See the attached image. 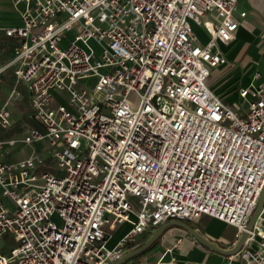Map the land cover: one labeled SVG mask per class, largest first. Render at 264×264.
I'll return each mask as SVG.
<instances>
[{
    "label": "built area",
    "instance_id": "1",
    "mask_svg": "<svg viewBox=\"0 0 264 264\" xmlns=\"http://www.w3.org/2000/svg\"><path fill=\"white\" fill-rule=\"evenodd\" d=\"M14 3L0 127L23 83L29 132L0 139V154L47 148L0 160V264H112L142 234L204 215L234 226L235 244L246 233L225 264H264V208L247 228L264 188V60L237 102L208 85L222 47L251 33L238 0Z\"/></svg>",
    "mask_w": 264,
    "mask_h": 264
},
{
    "label": "crops",
    "instance_id": "2",
    "mask_svg": "<svg viewBox=\"0 0 264 264\" xmlns=\"http://www.w3.org/2000/svg\"><path fill=\"white\" fill-rule=\"evenodd\" d=\"M249 2V4H248ZM239 8L247 12L246 24L251 29V33L246 32L243 29H239L236 33L235 38L227 45L222 47L223 53L226 57L227 63L218 67L212 72V75H217V79L228 80L222 86H216L212 80V75L210 76L208 85L219 94L225 101H228L227 96L233 95V98H237L238 89L242 86L247 85L256 69V62L264 60V54L262 53V43L258 34L264 32V20L260 18V14L264 13V3L262 0H238ZM250 3L254 5L250 7ZM21 25L20 14L18 6L15 5L14 0H0V66L5 64L12 56L15 46L18 44V40L13 37H7L4 33V29L17 27ZM196 33L201 38H206V34L202 29H195ZM243 34L247 40L246 45L248 48V53L245 54L247 58L245 60L242 58L241 54L237 55L239 45L232 53L230 49L236 44L239 35ZM236 59V60H235ZM244 61V62H243ZM262 73H264V69ZM241 77L244 80L242 84H234L233 81L237 77ZM235 79V80H234ZM16 81L13 75V70L7 69L1 76L0 86H4L5 96L2 99L0 105L2 104L5 97L8 95L10 90L14 87ZM17 89L21 92V99L14 102L13 105L23 106L28 103L26 88L23 83L17 84ZM1 90V89H0ZM18 108V107H17ZM19 110V109H18ZM11 111V110H10ZM13 113L11 112V115ZM25 124V122H23ZM13 137V136H10ZM7 137V138H10ZM5 139V138H4ZM10 155H7L10 158ZM190 222V221H183ZM195 223H202L206 232H202V227L196 228V231L209 243L222 249H231L234 245V237L228 238L224 236L225 231L231 225L221 222L209 216H201L200 218L193 221ZM176 239H180L178 246L176 247ZM161 243V244H160ZM160 248L158 250L159 255L153 257V253H145L141 256L139 260H130L129 263L132 264H155L161 257H163L162 263L169 264L171 258L174 256L178 259L180 264H225L226 255L214 251L207 246L199 243L190 233L184 230H180L177 226L169 229L167 235L162 236L159 239ZM157 244V245H158ZM226 245V246H225ZM174 247L172 253H167L163 256V252L166 248Z\"/></svg>",
    "mask_w": 264,
    "mask_h": 264
},
{
    "label": "rangeland",
    "instance_id": "3",
    "mask_svg": "<svg viewBox=\"0 0 264 264\" xmlns=\"http://www.w3.org/2000/svg\"><path fill=\"white\" fill-rule=\"evenodd\" d=\"M248 4H249V2H248ZM249 6L254 8V5H252V3H250ZM260 18L262 20H264V13H261L260 14ZM196 29H200V28H196ZM246 40H247V38L241 33L239 35V38H238L236 44L230 49V52L232 53L239 45H241L240 48H239V51H238L237 55L241 54V56H243L242 58L244 60H245V58H247V56L245 54H247L248 51H249L248 50L249 47L245 43ZM234 77H237V75H235ZM216 78H217V75H212V80L214 81L213 83L216 84V86H222V85H224L228 81V80H225V79H222L221 80L220 78L217 79V80H215ZM243 80L244 79L239 76V77H237V79L235 81H233V83L239 85V84H242V81ZM0 89H1L0 90V103H1L2 99L5 96L4 86L3 85L0 86ZM233 97H234L233 95H231L230 97L227 96L226 99L228 101H231V102H237L238 101L237 98H233ZM9 109L13 113L12 114V118H11V122H10V125H8L5 128L0 127V139H4V138L6 139L7 137H10V136H13V137L18 138V139L23 138L29 132V128H26L24 126V124H23V122L27 121L26 119H27V115L29 113V106L27 104H25L23 106H16L15 107V105L12 104L9 107ZM45 146H46L45 142H41L40 144H34L33 146L19 144V145H17V147L15 149H12L10 151V153H9V154H11L10 155V158H8L7 154L4 153V154H0V160L1 161H4V162H14V161L22 158L23 156L29 154L31 152L32 147L36 148L37 150H40L42 147H43V149L47 148ZM186 224L188 226H190V228H192L194 230H196V228H198V227H202L203 229H202V232L201 233L206 232L205 228L202 226V223H198L197 224V223H195L193 221H190V222H186ZM172 227H175V226L168 227L163 232L162 236L167 235L168 232H169V229L172 228ZM178 228L180 230H184V228H182V227L181 228L178 227ZM123 232H124V230H121L116 235H114L113 240L111 242L112 243L115 242L123 234ZM235 232H236V228L234 226H229L227 228V230L225 231L224 236H226V237H228V238L231 239V238L234 237ZM151 234H152L151 231L148 232L146 234V236H144L142 234L139 237V239L137 240L138 243L141 244L142 242H144L145 240H147ZM160 238H158L155 242H153L151 244V246L146 251L141 252L139 254H136V255L132 256L131 258H129L126 261H124L122 264L128 263L130 260H139V259H141V256L143 254H145V253H150L151 252V253L154 254L153 257H157L159 255L158 250L160 248V245L158 243H159V239ZM12 243L11 242H7V241H2L1 242L2 251L9 250V248L11 246H13ZM126 248H127V252H128V251L134 249L135 247L126 246Z\"/></svg>",
    "mask_w": 264,
    "mask_h": 264
},
{
    "label": "water",
    "instance_id": "4",
    "mask_svg": "<svg viewBox=\"0 0 264 264\" xmlns=\"http://www.w3.org/2000/svg\"><path fill=\"white\" fill-rule=\"evenodd\" d=\"M262 208H264V188H262L260 195H259V199L256 205V208L253 212V215L248 223L247 228L250 229L254 223V221L256 220L258 214L260 213V211L262 210ZM170 226H177V227H182L184 228L185 231H187L188 233H190L199 243L207 246L208 248L217 251L221 254H224L226 256L229 255H233L236 252H238L240 250V248L242 247L244 240L246 238V233H243L240 238L238 239L237 243L228 250H222L216 246H214L213 244L209 243L208 241H206L196 230L190 228V226H188L185 222L183 221H179V220H170L167 221L163 224H161L158 228H156L152 234L149 236V238L147 240H145L141 245L135 247L134 249L128 251L127 253H125L121 258L117 259L114 263L112 264H122L124 261H126L127 259L131 258L132 256L139 254L141 252H144L145 250H147L151 244L153 242H155L158 238H160L163 234V232Z\"/></svg>",
    "mask_w": 264,
    "mask_h": 264
},
{
    "label": "flooded vegetation",
    "instance_id": "5",
    "mask_svg": "<svg viewBox=\"0 0 264 264\" xmlns=\"http://www.w3.org/2000/svg\"><path fill=\"white\" fill-rule=\"evenodd\" d=\"M142 243H143V242H142ZM142 243H141V244H142ZM141 244H139V245H141ZM139 245H138V246H139Z\"/></svg>",
    "mask_w": 264,
    "mask_h": 264
},
{
    "label": "trees",
    "instance_id": "6",
    "mask_svg": "<svg viewBox=\"0 0 264 264\" xmlns=\"http://www.w3.org/2000/svg\"><path fill=\"white\" fill-rule=\"evenodd\" d=\"M146 251V250H145Z\"/></svg>",
    "mask_w": 264,
    "mask_h": 264
}]
</instances>
